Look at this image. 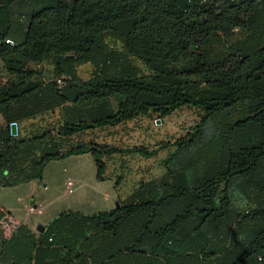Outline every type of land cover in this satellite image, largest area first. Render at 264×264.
<instances>
[{
  "label": "trees",
  "instance_id": "obj_1",
  "mask_svg": "<svg viewBox=\"0 0 264 264\" xmlns=\"http://www.w3.org/2000/svg\"><path fill=\"white\" fill-rule=\"evenodd\" d=\"M0 61L3 186L42 181L50 161L85 152L102 180L117 149L72 136L183 106L201 112L164 144L176 148L160 179L112 210L65 211L43 233L19 226L2 262L19 253L30 264H264V0H0ZM45 61L62 87L37 80L31 65ZM88 62L84 80L75 66ZM28 120L37 125L22 135Z\"/></svg>",
  "mask_w": 264,
  "mask_h": 264
},
{
  "label": "rangeland",
  "instance_id": "obj_2",
  "mask_svg": "<svg viewBox=\"0 0 264 264\" xmlns=\"http://www.w3.org/2000/svg\"><path fill=\"white\" fill-rule=\"evenodd\" d=\"M240 38L241 35L237 33L235 40ZM210 47L220 50L224 45L215 39ZM140 65L144 67L141 63ZM2 66L0 61V79L6 81L9 77ZM89 73V66L82 71L84 77ZM200 113L196 107L183 106L161 118L158 113L153 112L149 115H140L118 126H108L81 134L80 138L86 141L97 139L99 140L97 143L117 149L106 160L107 168L115 175L116 180L111 177L102 180L98 178V167L92 153L71 154L52 160L45 166L42 181H39V190L34 197L35 201H31L29 205L39 203L37 205L43 207V212L46 211L44 214L46 218L56 217L65 211L92 215L116 208V197L119 192L117 185H121L122 194L125 195L126 192L138 187L142 181L160 179L166 171L164 162L166 156L176 148L175 145L164 144L174 143L176 139L186 135L199 121ZM53 117L50 116L48 119L53 120ZM4 123V118L0 115V125ZM134 147L147 149L151 154L134 151L132 150ZM69 180L72 181V191L68 190ZM43 182H47V188ZM26 185L27 181L23 184L0 185V189L7 191L14 204L32 215L35 213L30 214L25 206L31 198L30 188L28 189ZM36 198L39 202H36ZM245 203L241 202L242 205Z\"/></svg>",
  "mask_w": 264,
  "mask_h": 264
},
{
  "label": "crops",
  "instance_id": "obj_3",
  "mask_svg": "<svg viewBox=\"0 0 264 264\" xmlns=\"http://www.w3.org/2000/svg\"><path fill=\"white\" fill-rule=\"evenodd\" d=\"M108 41L110 43H114V46H116L117 48H119V49L122 48V43L121 42L112 41L111 39H109ZM31 66L34 69L39 71L40 75L37 76L38 77L37 80L41 81L43 84H47L51 80H55L57 78L55 65H54V63L52 61H45V62H43L41 64V66H37L35 64H32ZM88 66L90 67V73H89V75L87 77H84L83 74H82V71L83 70L85 71ZM75 70H76V74H77V76L79 78H82V79L86 80V79H89L92 76L94 67H93V65L91 63L88 62V63L76 65L75 66ZM60 115H61L60 109H56L55 113L52 114V116H54L53 120L52 119L50 120L51 127H54V126L57 127L58 126V124H59L58 117H60ZM48 116L49 115H46L47 118H49L51 115L49 117ZM35 121L38 122L37 120H28V124H26L27 121L22 122L20 124V130H21L22 135L27 134V132H29V130L34 127L33 123H35L37 125V123ZM118 125H120V124H118ZM118 125H116V126H118ZM104 127H108V125L107 126H102V127H97V128L90 129V130L102 129ZM109 127H113V126H109ZM90 130H86V131H84L82 133H79L77 135L72 136L68 140V143H71V144H76V143L88 144V143H91V142H96L97 143L99 141L97 139H96V141H91V140L86 141V140L80 138L81 134L89 132ZM87 153L88 152L81 153V154H87ZM106 175H107V177H111L113 180H116V178L114 177L115 175L114 174L112 175L108 168L106 169ZM27 182H28V185H26V186H27L28 189L30 188L31 198H30L29 202L25 203V204L29 205V203H32L31 201L34 200V197H35V195L37 194V192L39 190V180H31V181H27ZM23 183H20V184H23ZM44 183H45L44 186H47V182H43V184ZM20 186H23V185H20ZM117 188L119 189V192H118L117 197H116L117 201L126 199L135 189L134 188L133 190H130V191L126 192L125 195H123L122 194L121 185H117ZM20 190H22V189H20ZM19 199L23 200V198H20V197H19ZM36 202H39L38 198H36ZM36 204H39V203H36ZM36 204H34V205H36ZM0 208L4 211V216L0 220V253L2 251L3 243L5 241L9 240V238H11V236L17 232V229H18L19 226L25 225L29 229L33 230L34 232L43 233L47 229L49 224L57 217V216L56 217L51 216L49 218H46L44 216L46 211L41 213V214L40 213H35V214H32V215H29L26 211H24V209H22L21 207H19L18 205L14 204L12 202V200L10 199L9 193L7 191H4L3 189H0ZM40 225H43L45 227V230L43 232L37 230V227L40 226ZM13 261H14V264H30V263H32L31 261L26 259L25 256H23V255H21L19 253H14L13 254ZM0 264H8V263L2 262L0 260Z\"/></svg>",
  "mask_w": 264,
  "mask_h": 264
},
{
  "label": "built area",
  "instance_id": "obj_4",
  "mask_svg": "<svg viewBox=\"0 0 264 264\" xmlns=\"http://www.w3.org/2000/svg\"><path fill=\"white\" fill-rule=\"evenodd\" d=\"M7 42L9 44H13V41L10 40V39H8ZM64 79H65L64 76H59V77L56 78V83L58 84L59 87H62L63 86ZM67 185H68V190L69 191H72V181L71 180L68 181V184ZM45 188H47V186H45ZM26 209H27V211L30 214L36 213V212H38V213H42L43 212V207L38 206L37 204L36 205H31V204L30 205H26ZM50 240H52V238H50Z\"/></svg>",
  "mask_w": 264,
  "mask_h": 264
},
{
  "label": "water",
  "instance_id": "obj_5",
  "mask_svg": "<svg viewBox=\"0 0 264 264\" xmlns=\"http://www.w3.org/2000/svg\"><path fill=\"white\" fill-rule=\"evenodd\" d=\"M192 47L195 48V45H193ZM11 130H12L13 135H17L18 130H17V123L16 122L11 123ZM43 185H45V183ZM116 203H117L116 207H119L120 201L118 200V201H116ZM37 230L43 232L45 230V227L43 225H40L37 227Z\"/></svg>",
  "mask_w": 264,
  "mask_h": 264
}]
</instances>
